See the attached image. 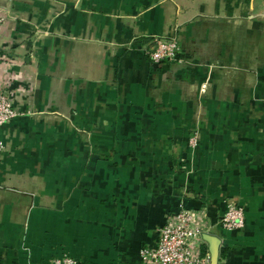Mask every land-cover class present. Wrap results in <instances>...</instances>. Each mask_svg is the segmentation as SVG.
Wrapping results in <instances>:
<instances>
[{
  "label": "crops",
  "instance_id": "crops-1",
  "mask_svg": "<svg viewBox=\"0 0 264 264\" xmlns=\"http://www.w3.org/2000/svg\"><path fill=\"white\" fill-rule=\"evenodd\" d=\"M0 4L21 110L0 128V264H141L181 199L209 203L217 264H264V0ZM167 35L184 64L149 59ZM230 202L241 228L217 222Z\"/></svg>",
  "mask_w": 264,
  "mask_h": 264
},
{
  "label": "built area",
  "instance_id": "built-area-1",
  "mask_svg": "<svg viewBox=\"0 0 264 264\" xmlns=\"http://www.w3.org/2000/svg\"><path fill=\"white\" fill-rule=\"evenodd\" d=\"M5 12L0 4V23L6 20ZM146 53L157 64L185 63L176 35L155 37ZM15 100L16 90L10 87L9 82H0V128L21 114ZM190 140L194 146L198 141L197 133H193ZM5 149L4 143L0 141V156ZM208 205L205 200L196 205H187L181 199L177 210L158 229L156 242L141 247V264H211L212 255L204 249V236L215 225ZM217 222L228 230L241 228L245 224V211L241 205L230 202ZM52 263L82 264L80 259L67 253L55 257Z\"/></svg>",
  "mask_w": 264,
  "mask_h": 264
},
{
  "label": "water",
  "instance_id": "water-1",
  "mask_svg": "<svg viewBox=\"0 0 264 264\" xmlns=\"http://www.w3.org/2000/svg\"><path fill=\"white\" fill-rule=\"evenodd\" d=\"M206 240L212 244V264H217L218 262V246L220 244V240L212 235L206 234Z\"/></svg>",
  "mask_w": 264,
  "mask_h": 264
}]
</instances>
